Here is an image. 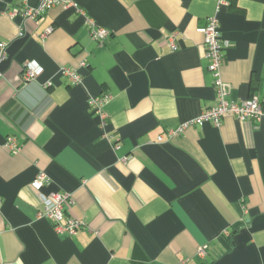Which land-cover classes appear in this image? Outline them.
<instances>
[{"label": "crops", "instance_id": "crops-1", "mask_svg": "<svg viewBox=\"0 0 264 264\" xmlns=\"http://www.w3.org/2000/svg\"><path fill=\"white\" fill-rule=\"evenodd\" d=\"M40 1L0 0V264H264V121L168 134L216 104L199 33L212 16L228 100L264 108V0H74L25 20ZM89 19L112 33L102 46ZM29 63L43 72L24 83ZM103 93L104 130L88 105ZM41 172L46 195L73 196L76 234L38 217Z\"/></svg>", "mask_w": 264, "mask_h": 264}, {"label": "built area", "instance_id": "built-area-1", "mask_svg": "<svg viewBox=\"0 0 264 264\" xmlns=\"http://www.w3.org/2000/svg\"><path fill=\"white\" fill-rule=\"evenodd\" d=\"M230 0H221L218 9L228 7ZM55 7L75 8L78 6L74 0H41L36 7H28L24 9L22 15L25 20H36L49 10ZM88 34L92 41L102 46L107 39L112 36V33L96 24L92 19L87 21ZM52 32V28L47 30V34ZM199 33L203 35L206 46V58L209 62L208 69L214 78V88L216 92V104L201 113L200 116L189 120L182 124L179 128L169 131L170 136H177L185 133L188 129L203 126L207 123H212L216 126H221L224 118L227 116L234 117L241 122L261 123L264 121V108L258 96H253L251 99L244 102H230L229 86L223 80L222 68L225 63L224 51L229 47L228 42L221 38L220 23L217 16H212L207 20L205 27L199 29ZM174 33L169 39L174 50H177L174 40ZM8 44L0 42V65L7 59ZM86 62L82 61L80 67H85ZM43 69L36 63H29L25 68L22 77L24 83H28L41 75ZM61 74L66 77L72 85H79L83 82L84 77L80 73L79 68L64 66L61 68ZM0 73V77H1ZM110 94H101L92 97L89 100V109L100 120V127L105 129L108 115L105 113V107L111 100ZM108 138V135H105ZM110 138V137H109ZM5 148L12 154L21 152V148L17 145L15 138L10 137L5 145ZM50 184L48 175L44 172L39 173L37 178L31 183V189L39 196L42 210L38 217L50 221L54 229L59 234H68L70 236L76 234L84 227L82 221L68 216V211L74 205V198L71 194L54 192L46 195L43 191ZM206 246L200 247L198 255L205 257ZM184 264V263H182Z\"/></svg>", "mask_w": 264, "mask_h": 264}]
</instances>
